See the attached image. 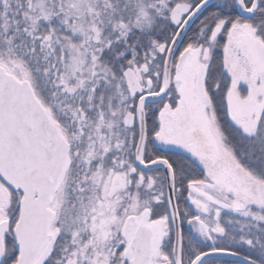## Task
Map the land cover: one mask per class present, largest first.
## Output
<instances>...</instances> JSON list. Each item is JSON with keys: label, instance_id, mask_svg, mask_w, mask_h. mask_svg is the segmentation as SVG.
Segmentation results:
<instances>
[{"label": "snow or ice", "instance_id": "6c2138e0", "mask_svg": "<svg viewBox=\"0 0 264 264\" xmlns=\"http://www.w3.org/2000/svg\"><path fill=\"white\" fill-rule=\"evenodd\" d=\"M0 264H264V0H0Z\"/></svg>", "mask_w": 264, "mask_h": 264}]
</instances>
